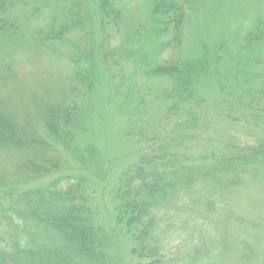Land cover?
<instances>
[{
    "label": "rangeland",
    "instance_id": "374dc122",
    "mask_svg": "<svg viewBox=\"0 0 264 264\" xmlns=\"http://www.w3.org/2000/svg\"><path fill=\"white\" fill-rule=\"evenodd\" d=\"M70 1V4L79 7L85 21L81 29L85 36L81 39H85L87 49L92 50L93 56L74 66L76 56L73 48L75 43H83L77 42L80 39L79 32L71 31L59 46V56L62 57L44 56L42 63L60 78L76 74L74 68L86 75V80H80L77 76L73 80L76 88L73 100L75 104L71 105L72 101L67 112H71L72 117L76 116L77 119L75 117L73 120L71 132L68 130L72 123L59 135L46 131L39 117L33 115H28L20 123L31 125L59 154L61 161L57 169H50L48 172L21 173L18 177L3 173L4 177L0 176V198L15 197L24 191L46 188L55 182H58V187L63 188L67 177L82 178L81 194L89 210V221L95 227L100 246L106 254L107 264H148L152 259L137 257L132 253L136 241L124 221H117V195L121 177L129 166L140 160L142 155L145 158L149 156L148 160L156 161L155 164L160 162L162 155L165 156L164 159L168 158L169 155L162 153L164 148L161 146L169 141L171 131L175 135L180 133H177L174 126L179 113L166 120L159 116L167 102H159L158 99L152 110L150 108L152 101L154 102L153 95L158 94L159 86L163 85L156 76L151 75L150 69L165 55L160 48L164 33H160L159 29H149L146 36L144 33L139 49L130 58L124 61L122 59L119 65L114 66L112 61L106 64L99 50L103 46L99 0ZM109 1L113 8L118 9L133 5L139 10L147 7L140 0ZM199 2L193 12V19L189 20L184 37L188 42L183 40L185 51L180 57L192 59L193 56L200 55L199 49H202L201 55L209 53L208 60L215 63L216 68L212 74L193 83L195 93L192 91L191 98H186L185 102L180 99L179 106L186 108V104L193 106L197 100L205 98L202 106L206 112L199 121L202 126L181 131L185 138L174 150L178 158L174 169L178 173L181 172L180 168L186 172L191 169L194 177H198L196 171L204 168L209 170L212 169L211 166L218 164L219 155L216 153L227 141L238 152H248L247 148L264 141V115L256 121L248 116L245 108L251 99H257L255 95L264 84V37L257 39L256 36H246L249 31L257 35V30L264 29V25L261 27L257 22L261 19L264 23V0ZM64 12L63 0H26L24 4L16 6L9 15L18 31L14 34L0 33V60L23 62L31 33L53 17L58 21L63 20ZM147 26L148 24L145 29ZM41 77L47 78L46 74ZM115 83L119 89L129 90L128 95L117 90ZM32 87L40 93L44 91L39 83ZM30 92L31 89L27 87L7 93L8 109L16 114L19 121L26 118L23 114L27 105L23 98ZM222 100L230 101L233 108L226 107ZM214 103L220 104L221 116L214 111ZM28 104L33 107V102ZM207 111H210V115L205 116ZM227 112L240 116L241 121L226 124L223 116ZM72 117L69 120L72 121ZM26 121L29 123H24ZM139 127L143 132L134 133ZM241 155L251 157L249 152ZM236 165H241V161ZM254 166L260 168L258 164L253 165L249 161L243 168L245 173L238 176L220 170L202 180L195 178L191 184L193 195L206 189L216 193V187H220L224 189L222 196L226 207L205 214L206 230L203 233H200L199 227L204 218H197L193 225L185 224L188 233L190 230L202 237L185 240L186 236L182 231L172 234L174 238L171 241L176 251L182 247L183 250L179 252L183 254L187 250L203 248L204 255H209L203 259L207 262L216 260L222 264H264V169L262 166L254 172ZM228 181L236 183L229 186L232 189L225 188V182ZM161 203L159 208H163L165 200ZM185 221L187 220L182 219V222ZM163 226L161 223V227ZM217 240H220L219 244ZM193 264H200V259Z\"/></svg>",
    "mask_w": 264,
    "mask_h": 264
},
{
    "label": "trees",
    "instance_id": "16d2710c",
    "mask_svg": "<svg viewBox=\"0 0 264 264\" xmlns=\"http://www.w3.org/2000/svg\"><path fill=\"white\" fill-rule=\"evenodd\" d=\"M199 1L140 0L141 3L147 4V7L139 10L135 5L122 9L113 8L109 0H99L101 11L99 25L103 38V46L99 47V50L106 64L112 61L115 66L119 65L122 59L124 61L130 58L139 49L143 35L145 33L146 36L149 29L152 31L159 29L160 33L161 31L164 33L160 48L165 55L150 69L151 75L156 76L163 85L159 86V93L153 95L154 102L152 101L150 108L152 110L159 99V102H167L166 108L159 115L161 119H170L171 115L180 114L174 122L177 133H180L175 135L171 131L169 141L165 146H161L164 148L162 153L169 157L164 159L165 156L162 155L161 163L158 156L157 161L160 162L155 164L156 161L148 160L149 156L145 158L142 155L140 160L123 173L117 195L119 200L117 221H124L127 230L136 241L132 253L137 257L152 259L148 264H193L198 258L200 264H222L216 260L208 262L203 260L209 256L204 255L203 248L187 250L180 254L179 251L183 248L176 251V247L172 245L171 240L174 238L172 234L178 231L185 234V240L202 237L201 234H194L189 229L188 233L185 224L193 225L197 218H204L201 219L199 227L200 233H203L206 230L205 214L226 207L222 196L224 189L216 187V193L206 189L198 195L197 193L193 195L191 184L195 178L202 180L205 179L203 177L208 178L220 170L234 176L244 174L243 168L249 161L253 165L258 164L260 168L263 166L264 169V141L247 148L251 157L241 155L248 152H238V149L227 141L216 153L219 155L218 164L211 166L212 169L209 170L204 168L196 171L198 177L192 176L191 169L186 172L180 168L179 173L174 169V164L178 160L174 150L185 138L181 131L202 126L199 121L206 112L202 106L205 98L197 100L193 106L186 104V108L179 106L180 99L185 102L186 98H191V93L194 92L193 83L212 74L216 68V64L208 60L209 53L201 55L202 49H199L200 55L193 56L192 59L180 57L185 51L183 40H186L184 37L189 20L193 19V12ZM25 2L26 0H0V33L14 34L18 31L9 14L16 6ZM71 2L63 0L65 10L63 20L58 21L53 17L51 21L31 33L26 43L27 53L23 62L0 60L1 177H4L3 173L18 177L21 173L48 172L59 166L61 161L59 154L31 128V125L20 123L26 120L28 115H33L39 117L45 130L54 135L64 133L71 123L68 132L73 129V120L76 116L72 117V113L67 112L76 97L73 80L75 76L80 80H86V75L74 68L76 74L60 78L42 63L44 56L62 57L59 56L61 51H58L59 46L71 31L79 32L80 39L77 42L83 43L82 45L75 43L73 48L76 56L74 66H78L81 60L93 56L92 50L87 49L85 39H81L85 36L81 30L85 21L79 7L70 4ZM257 22L261 27L264 25L261 19ZM256 34L253 35L249 31L246 36L261 39L264 37V29L257 30ZM45 74L47 78H42L41 76ZM38 83L44 90L42 93L34 89L35 86L32 87ZM27 87L31 92L23 98L24 104L27 105L23 114L26 118L19 121L16 114L8 109L7 93ZM115 87L121 90L123 95H128L129 90L119 89L116 83ZM255 98L257 99L253 98L246 103L245 108L248 116L258 121L264 115V84ZM28 102H33V107H29ZM221 102H224L226 107L233 108L230 101ZM74 104L75 101L71 105ZM213 109L216 114L222 115L219 114L222 110L220 104L214 103ZM209 112L207 111L205 116L210 115ZM70 117L72 121L69 120ZM64 119L68 121L65 122ZM223 120L228 124L230 121L240 122L241 118L227 112ZM135 132L141 134L143 131L139 127L134 130ZM239 161L241 165H236ZM260 168L254 166L253 171L256 172ZM234 179L235 177L231 180ZM57 183L46 188L24 191L15 197L0 198V264H107L106 254L100 246L95 227L89 221V210L81 194L82 178L67 177L63 188L58 187ZM233 184L236 183L225 182L227 186L225 188L232 189L229 186ZM162 200H165V204L163 208H159ZM182 219L187 221L182 222ZM161 223L164 224L163 227ZM217 243L219 244L220 240H217Z\"/></svg>",
    "mask_w": 264,
    "mask_h": 264
}]
</instances>
